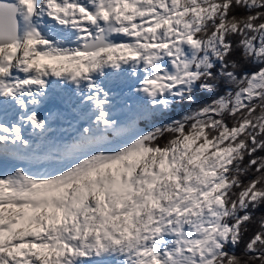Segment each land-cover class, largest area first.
<instances>
[{
	"label": "snow or ice",
	"instance_id": "1",
	"mask_svg": "<svg viewBox=\"0 0 264 264\" xmlns=\"http://www.w3.org/2000/svg\"><path fill=\"white\" fill-rule=\"evenodd\" d=\"M54 85L67 138L39 111ZM258 152L264 0H0V264H264Z\"/></svg>",
	"mask_w": 264,
	"mask_h": 264
},
{
	"label": "bare ground",
	"instance_id": "2",
	"mask_svg": "<svg viewBox=\"0 0 264 264\" xmlns=\"http://www.w3.org/2000/svg\"><path fill=\"white\" fill-rule=\"evenodd\" d=\"M51 23L50 21H46L45 24ZM46 31V30H45ZM59 38V37H58ZM57 79V78H53ZM119 83L121 82L120 87L113 86L112 91L118 92L121 90V87H125L127 82L123 78H121ZM57 89H55V88ZM125 89V88H124ZM72 90L64 88L61 85H54L51 90V99H49L45 105H43L39 111L41 116H45L49 110L58 111L60 113V118L53 124V127L56 129V135L57 136H64L65 138L69 137L72 133L74 128L81 126L80 123L82 122L80 117L78 116V109H76L75 105H68L63 102L62 97H66L71 95ZM114 92V93H115ZM125 92V91H124ZM118 94V93H117ZM17 118V114H14L11 110H9L7 114V120L8 122H12ZM71 125V126H70ZM31 129L29 128L26 132V136H30ZM12 168V163L8 162L5 163L3 161H0V170L4 169H10Z\"/></svg>",
	"mask_w": 264,
	"mask_h": 264
},
{
	"label": "trees",
	"instance_id": "3",
	"mask_svg": "<svg viewBox=\"0 0 264 264\" xmlns=\"http://www.w3.org/2000/svg\"><path fill=\"white\" fill-rule=\"evenodd\" d=\"M253 67H258L257 66H251V65H245V69H251ZM223 91V89H221V92ZM211 95L208 93H197V98H196V103L195 104H185L182 108H177L175 109V111H173L171 113L173 118H179L180 115L183 114V112L192 109V108H196L198 106H201L204 102L209 101L211 99ZM227 123L229 125H231L232 121L228 118L225 117ZM158 122H166V120H161ZM164 140H161V143H163ZM257 156L260 155H264V153L258 152L256 153ZM248 157L245 158L244 164L247 163ZM255 173L253 170H249L248 173L244 176L241 177V180L244 181L245 183L254 179L255 178ZM243 214V213H241ZM264 216V205H262L261 207H259L258 209H256L253 213H252V221L250 223L247 224V229L248 231L245 233L244 235V240L246 241L249 237H251L256 231L259 230V219ZM244 248V243L241 242V244L239 245V247H237L236 249H234V251L236 252V254H240L242 252ZM228 251H233V249L229 248Z\"/></svg>",
	"mask_w": 264,
	"mask_h": 264
},
{
	"label": "rangeland",
	"instance_id": "4",
	"mask_svg": "<svg viewBox=\"0 0 264 264\" xmlns=\"http://www.w3.org/2000/svg\"><path fill=\"white\" fill-rule=\"evenodd\" d=\"M125 83H126L125 87H121V90H119V88H118V92H115V90H114L115 99H114V109H113L114 117L113 118L117 119L118 121H121V122H123L128 115L127 106L129 104L138 103L137 98L132 96L131 93H129L128 88H127V82H125ZM119 87H120V85H119ZM81 123H80V125H81ZM139 126L141 128L145 127L143 122H141Z\"/></svg>",
	"mask_w": 264,
	"mask_h": 264
},
{
	"label": "water",
	"instance_id": "5",
	"mask_svg": "<svg viewBox=\"0 0 264 264\" xmlns=\"http://www.w3.org/2000/svg\"><path fill=\"white\" fill-rule=\"evenodd\" d=\"M7 2H12V1L7 0Z\"/></svg>",
	"mask_w": 264,
	"mask_h": 264
}]
</instances>
